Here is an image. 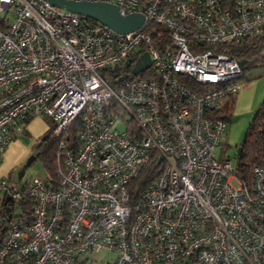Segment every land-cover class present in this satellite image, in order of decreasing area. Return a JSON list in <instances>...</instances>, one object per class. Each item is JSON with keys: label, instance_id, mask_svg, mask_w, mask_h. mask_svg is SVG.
I'll list each match as a JSON object with an SVG mask.
<instances>
[{"label": "built area", "instance_id": "1", "mask_svg": "<svg viewBox=\"0 0 264 264\" xmlns=\"http://www.w3.org/2000/svg\"><path fill=\"white\" fill-rule=\"evenodd\" d=\"M102 1L143 25L118 32L49 0H0V162L43 115L58 181L0 177V204L31 199L30 217L0 214V264H264V166L246 181L223 155L242 66L218 51L261 31L264 0ZM142 53L151 63L133 74Z\"/></svg>", "mask_w": 264, "mask_h": 264}, {"label": "trees", "instance_id": "2", "mask_svg": "<svg viewBox=\"0 0 264 264\" xmlns=\"http://www.w3.org/2000/svg\"><path fill=\"white\" fill-rule=\"evenodd\" d=\"M88 20H93L88 18ZM152 27V26H151ZM155 28L152 31L154 39H158L161 47H165L167 42L169 43L168 34L164 27L153 25ZM148 29V28H147ZM152 29H148L150 31ZM218 51H224L230 55H233L238 61L240 60H252V63L245 64L242 66V77H246L245 69L250 67H259L264 69V27L257 34L246 36L236 44H230L224 49ZM261 74L254 76L253 78L260 77ZM108 81L115 85L114 75L110 72L106 75ZM251 78V79H253ZM249 78V80H251ZM235 97L227 102L224 108V118L227 122L231 119L232 110L234 107ZM81 123V122H80ZM79 127V119H76L68 128V139L75 137V131ZM57 139L50 135V130L43 136L40 142L35 146L38 149L37 158L41 161V165L45 172V182L52 188L58 186L56 177V166L54 160V154L56 150ZM225 145V144H224ZM240 148L239 154L236 153L235 157H238L235 165V173L242 179L249 181L251 179L252 169L255 166H264V100L261 101L260 105L253 111L252 118L247 124L243 140L237 145V149ZM237 151V150H236ZM151 168H147L143 171L138 179L135 181V186L139 190L145 186V184L151 180ZM28 182V181H26ZM31 199L27 196H23L18 200H11L1 202L0 214L14 213L17 216L23 213L27 217L31 216ZM0 232V240H1Z\"/></svg>", "mask_w": 264, "mask_h": 264}, {"label": "rangeland", "instance_id": "3", "mask_svg": "<svg viewBox=\"0 0 264 264\" xmlns=\"http://www.w3.org/2000/svg\"><path fill=\"white\" fill-rule=\"evenodd\" d=\"M262 71H264V69H260L259 67H250L246 68L244 72L248 78L261 73L260 77L257 76V78L261 79L264 78V72ZM242 80L243 79L240 81L242 82ZM252 114L253 112L237 115L234 109L232 110L226 133L222 137V143L225 144L223 155L229 156L233 164L236 162L237 145L243 140L247 124L252 118ZM52 125L50 119L39 114L33 116L26 122L24 131H19L16 137L11 139L6 146L5 152L12 150V153H8L5 157L4 152L3 159L0 162V174L4 175V173H6L4 176H7L9 178L8 180L16 185H20L34 177L45 178V172L41 165V161L36 157L28 164L27 160L33 153L35 146L40 142L47 131L51 129ZM220 152V148L217 147V155H219ZM113 254V251L105 250L95 253L94 256L98 261L101 259L105 261L114 256Z\"/></svg>", "mask_w": 264, "mask_h": 264}, {"label": "water", "instance_id": "4", "mask_svg": "<svg viewBox=\"0 0 264 264\" xmlns=\"http://www.w3.org/2000/svg\"><path fill=\"white\" fill-rule=\"evenodd\" d=\"M52 5L62 8L66 11L77 13L82 17L91 18L108 26L110 29L118 32H129L138 29L144 23V16L141 13H130L123 15L120 13L117 5L102 0H49ZM127 60L126 65L130 64ZM150 58L147 53H142L139 60L132 67V73L137 74L150 65ZM252 63V60H240L239 64ZM125 65L121 66L124 68ZM240 148L236 153L239 154ZM38 155L33 152L27 160L30 164ZM238 161V157H236Z\"/></svg>", "mask_w": 264, "mask_h": 264}, {"label": "crops", "instance_id": "5", "mask_svg": "<svg viewBox=\"0 0 264 264\" xmlns=\"http://www.w3.org/2000/svg\"><path fill=\"white\" fill-rule=\"evenodd\" d=\"M262 100H264V78H253L249 80L248 76H246L243 78L240 89L235 97L233 109L237 115L250 113L260 105ZM11 151H6L5 157L8 153H12ZM4 175L0 174V177Z\"/></svg>", "mask_w": 264, "mask_h": 264}, {"label": "flooded vegetation", "instance_id": "6", "mask_svg": "<svg viewBox=\"0 0 264 264\" xmlns=\"http://www.w3.org/2000/svg\"><path fill=\"white\" fill-rule=\"evenodd\" d=\"M33 152H38V149L35 147L34 151Z\"/></svg>", "mask_w": 264, "mask_h": 264}]
</instances>
